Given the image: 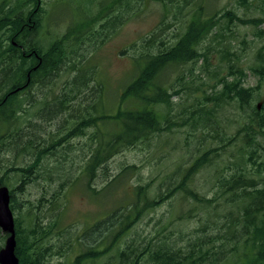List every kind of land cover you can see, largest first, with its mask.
Returning <instances> with one entry per match:
<instances>
[{
	"label": "trees",
	"instance_id": "trees-1",
	"mask_svg": "<svg viewBox=\"0 0 264 264\" xmlns=\"http://www.w3.org/2000/svg\"><path fill=\"white\" fill-rule=\"evenodd\" d=\"M53 1L58 0L49 4ZM146 1L79 0L77 17L71 16L66 31L52 40L43 31L46 17L51 18L45 1H0V154H12L10 159L0 158V185L12 186L11 178H20L19 185L10 188L20 264H45L50 256L64 254L67 248L62 250L60 245L56 250L60 240L66 247L72 245L63 241L65 235L58 230L60 218L54 215L65 178L53 174L56 166L44 170L47 156L73 146L70 140L75 135L85 137L82 145L88 153L79 177H93L101 169L105 175L111 158L149 140L163 125L172 128L174 121L169 112L160 111L162 106L173 109L174 94L182 92L188 82L185 68L193 73L194 66L209 62L213 52L221 57L218 67L227 72H216V83L210 90L203 89L202 98L182 117V124L194 125L196 131L202 123L203 149L188 157L186 166L180 164L169 174L172 187L167 193L138 185L129 202L86 229L77 238L80 252L68 264H264V104H253L257 87L244 85L241 58L234 60L236 53L230 47L218 46L224 19L258 25L264 18H242L232 9L207 15L205 0H155L163 6V20L135 46V74L120 93L121 104L112 113L103 105V97H98L96 101L88 99V104L81 102L80 113H74L73 101L92 95L86 94L91 81H96L88 62L90 49L96 51L121 26L126 12ZM240 2L248 4V0ZM169 14L174 16L172 23L167 21ZM173 24L175 31L166 32ZM65 65L69 77L63 86L49 89L41 98L32 95L33 87L53 84ZM173 67L183 69L176 84H169L167 73ZM251 69L264 80V61ZM96 86L100 91L102 85ZM228 105L240 111L239 127L231 136L219 129L217 115ZM61 117H66V123L56 130L43 124H55ZM231 146L238 149L237 154ZM24 158L25 164L20 162ZM131 166L136 167L128 165L122 170ZM198 172L206 177L212 196L189 184ZM120 175H108V185ZM44 179L47 183L42 184L44 193L38 204L27 200L23 216L17 190ZM69 180L74 183L76 179ZM87 183L93 194L100 193L90 185V179ZM148 189L157 196L150 195ZM176 194L184 205L190 204L186 217L204 210L205 217L197 227L186 233L164 226L149 234L129 235L144 216L169 198L172 201Z\"/></svg>",
	"mask_w": 264,
	"mask_h": 264
},
{
	"label": "rangeland",
	"instance_id": "rangeland-1",
	"mask_svg": "<svg viewBox=\"0 0 264 264\" xmlns=\"http://www.w3.org/2000/svg\"><path fill=\"white\" fill-rule=\"evenodd\" d=\"M43 1H45L43 5L48 10V15L51 16V18L46 17L47 20L43 31L52 40L55 34L61 35L66 31L67 26L71 22V16L77 17L76 4L79 0H58L53 1L51 5L49 1L51 2L52 0ZM82 1L86 2V0ZM204 4L205 12H208L207 15H212L216 10L221 12V10L232 9L242 18H264V0H248L247 5H244L240 0H205ZM162 10V4L155 0H148L142 6L136 5L130 13L127 14L126 12L121 26H118L104 42L100 43L96 51L92 52L93 50L90 49V54L92 55L88 62L90 63V69H92L90 71L95 74L96 81L94 83L91 81L86 94L92 95L88 98L85 96L84 101L80 100V98L73 101L74 109H76L74 113H80L78 107L81 102L88 104V99H92V101L95 99L96 101L98 97H103V105L108 107L109 112L113 113L117 109L121 104L120 93L123 87L130 82L135 74L136 66L132 56L137 54V49L135 51L134 48L137 44L140 45L143 38L161 23L163 20ZM174 20V16L169 14L167 21L172 23ZM223 26L224 35L220 37L222 42L218 46L230 47L236 53V56H232L234 60L238 57L241 58L242 66L245 68L244 85L257 87L253 104H260V107H262L264 104V80H261L260 76L252 71L251 66L264 61V21L255 25L243 24L236 19L227 23V20L224 19ZM174 28L175 24L171 25L166 32L170 30L169 33H172L175 31H173ZM49 30L52 32L51 34ZM220 63V55L213 52L210 55L209 62H199L194 66L193 73L190 74L189 69L185 68L186 80L188 81L186 82V88L182 92L174 94L172 110L163 106L160 110L170 113V117L174 121L172 128L167 129L163 125V129L155 133L149 140L139 142L136 147L126 149L111 158L108 163L109 170H106L107 173L105 175L102 173L104 170L101 169L98 175L95 174L93 177H79L80 169L84 165V157L88 153L86 145H82L86 140L85 137L75 135L70 140L73 146L69 145L66 151L62 149L57 151L56 154L47 156L48 158L43 161L46 166L44 170H49L51 166H56L57 172H53V174L58 173V175L65 178L64 188L61 189L60 197L58 196L54 208V215L60 218L58 230L65 235L63 241L67 242L69 240L72 245L66 247V245L60 243L61 240L58 241L59 245L56 250L58 251L62 246L61 249L66 250L67 248V251L62 255L55 254L50 256L45 264L71 263L81 250L77 242L78 236L97 221L103 220L107 216L109 217L113 210L123 205L122 203L129 202L134 197V189L138 185H145L151 191L168 192L172 187L170 185L172 179L169 174L180 164L186 166L188 157L193 158L205 145L204 142H201L202 123L198 124L199 129L196 131L194 125H183L182 117L184 113H189V110L193 109L202 98V90H210L211 85L216 83V72L219 75L226 74L227 70L218 67ZM185 66L189 67L190 64ZM203 67H206V69ZM215 67L216 71H211V68L215 69ZM182 69L183 67L177 69L173 67L167 73L169 84H176V77ZM184 76L186 77V75ZM68 77L69 73L65 65L63 70H59L56 73V79L53 84H48V87L43 88L35 86L32 89L33 94L31 90L28 94L41 98L43 93L49 89L56 87L57 90L63 86ZM96 84H99V88L102 85L100 91H97L98 86ZM217 115L219 118V129L223 128L227 135L231 136L234 134L239 127L240 111L238 108L234 105H228L220 109ZM65 123L66 117L59 118L55 124L43 122L48 128L54 130ZM230 149H232V153H238V149L236 150L234 146H231ZM9 156H12L10 152L0 154L2 159H10ZM20 162L25 164V158L20 159ZM128 165H136V167L131 166V169L122 170L123 167ZM118 173L121 174L120 177L108 185L109 178L115 177ZM68 178H75L76 180L73 183L72 180L67 181ZM88 179H90V185L100 192L99 194L95 195L91 192L87 183ZM19 181L20 178L13 176L11 178L12 186H9V188L19 185ZM46 183L45 179L41 182L34 181L30 182L24 190H17L16 198L22 204L20 205L21 212L18 211L19 213H22L23 216L26 215L27 200L38 204V198L44 193L42 184L46 185ZM189 184H192L195 189H199L203 193H208L210 196L214 192L209 188V184L206 183L204 174L199 172L192 176ZM150 190L148 189L150 195L157 196L152 194ZM56 191H59V189H56ZM181 199V195L176 194V198L172 201L169 198V200L160 204L153 212L146 217L144 216L136 224V227L132 228L129 235L137 236L141 234L140 232L149 234L154 229L159 230L164 226L171 228L174 232L183 229L187 233V231L193 230L205 217L204 210L198 209L194 216L186 217L190 204L184 205ZM204 232L206 233V231ZM4 234L5 232L0 228V244L2 247L7 238V236L4 237ZM104 259L105 257L101 260Z\"/></svg>",
	"mask_w": 264,
	"mask_h": 264
},
{
	"label": "water",
	"instance_id": "water-1",
	"mask_svg": "<svg viewBox=\"0 0 264 264\" xmlns=\"http://www.w3.org/2000/svg\"><path fill=\"white\" fill-rule=\"evenodd\" d=\"M0 228L8 233L4 246L0 249V264H20L16 254L15 215L11 208L10 188L0 185Z\"/></svg>",
	"mask_w": 264,
	"mask_h": 264
},
{
	"label": "bare ground",
	"instance_id": "bare-ground-1",
	"mask_svg": "<svg viewBox=\"0 0 264 264\" xmlns=\"http://www.w3.org/2000/svg\"><path fill=\"white\" fill-rule=\"evenodd\" d=\"M28 88H29V87H28ZM26 90H27V89H26ZM24 93H25V92H24ZM69 103H70V102H69ZM66 105H67V104H66ZM58 106H59V105H58ZM71 106H72V105H71ZM69 108H70V107H69ZM69 108H68V109H69ZM59 109H61V108H58V110H59ZM62 109H63V108H62ZM60 111H61V110H60ZM65 111H66V110H65ZM61 112H62V111H61ZM58 114H59V113H58ZM58 114H57V115H58ZM64 114H65V113H64ZM55 117H56V116H55Z\"/></svg>",
	"mask_w": 264,
	"mask_h": 264
}]
</instances>
